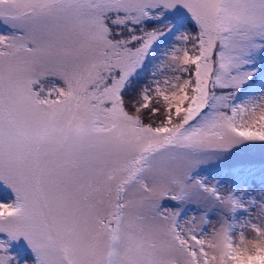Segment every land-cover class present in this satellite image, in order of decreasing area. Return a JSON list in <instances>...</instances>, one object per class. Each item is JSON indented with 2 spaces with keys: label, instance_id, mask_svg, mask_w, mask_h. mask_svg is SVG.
I'll use <instances>...</instances> for the list:
<instances>
[{
  "label": "snow or ice",
  "instance_id": "6c2138e0",
  "mask_svg": "<svg viewBox=\"0 0 264 264\" xmlns=\"http://www.w3.org/2000/svg\"><path fill=\"white\" fill-rule=\"evenodd\" d=\"M0 264H264V0H0Z\"/></svg>",
  "mask_w": 264,
  "mask_h": 264
},
{
  "label": "rangeland",
  "instance_id": "374dc122",
  "mask_svg": "<svg viewBox=\"0 0 264 264\" xmlns=\"http://www.w3.org/2000/svg\"><path fill=\"white\" fill-rule=\"evenodd\" d=\"M249 235H251V233H249Z\"/></svg>",
  "mask_w": 264,
  "mask_h": 264
}]
</instances>
